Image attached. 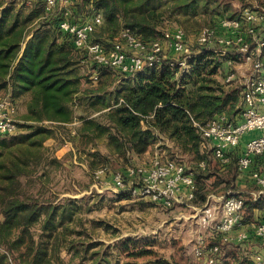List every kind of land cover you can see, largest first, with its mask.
<instances>
[{
  "label": "trees",
  "instance_id": "trees-1",
  "mask_svg": "<svg viewBox=\"0 0 264 264\" xmlns=\"http://www.w3.org/2000/svg\"><path fill=\"white\" fill-rule=\"evenodd\" d=\"M256 1L261 2L257 10H264V0ZM83 4L90 18L102 16L93 40L106 47L124 29L152 43L161 40L169 27L215 26L222 18L240 14L229 12L224 0H84ZM61 17L60 11L48 15L44 0H0V93L8 94L4 98L14 104L23 99L26 104L18 133L0 138V264H66L64 251L82 264H136L132 258L154 255L152 250H142L113 263L109 256L114 257L113 252L103 250L104 242H93L85 228L81 213L88 198L63 197L67 192L55 187L59 178L71 174L74 162L68 160L73 155L76 164L87 166L93 182L101 168L125 171L136 157L153 150L161 137L198 163L192 204L208 201L209 182L216 178L211 186L223 185L221 195L249 197H242L243 216L245 210L250 217L255 209L264 211V194L254 200L253 188L242 191L237 185L240 150L229 165H223L228 174L221 180L204 155L205 150L212 153L210 144L194 126V121L206 124L221 114L235 121L243 110L241 87L227 83V75L224 81L219 79L223 62H238L241 54L201 48L192 60V71L184 77L178 76L179 67L170 60L158 69L123 75L92 64L86 52L60 30ZM71 19L77 21L74 10ZM49 141L60 146L71 142L74 151L58 158L47 146ZM201 162H206L205 168ZM74 183L70 180L63 191L78 194L68 190ZM236 252L224 251L222 264H247ZM148 264L168 263L156 258Z\"/></svg>",
  "mask_w": 264,
  "mask_h": 264
},
{
  "label": "built area",
  "instance_id": "built-area-1",
  "mask_svg": "<svg viewBox=\"0 0 264 264\" xmlns=\"http://www.w3.org/2000/svg\"><path fill=\"white\" fill-rule=\"evenodd\" d=\"M77 1L44 0L46 13H62L60 30L71 37L77 49L86 52L92 64L99 67L112 68L130 76L146 69H158L170 60L172 66L179 67L178 74H186L201 48H216L223 54L238 53L242 55V61L252 62L251 71L240 79L234 71L226 78L227 83H239L242 89L243 113L240 120L233 121L226 114H221L206 124L194 121V126L210 144L213 156L224 166L229 165L232 156L242 149L239 152V170L247 173L257 186L258 191L253 198L258 200L264 194V10L250 6L256 0H244L250 5L242 9L238 17H225L217 25L203 28L197 36L196 47L182 28L166 30L161 40L152 43H145L129 29H124L114 44L106 47L93 40L94 32L103 23L100 14L78 22L71 19L69 8ZM92 78L97 80L98 75L94 74ZM17 117L16 105L8 98L0 97V137L18 133ZM253 132H260V135L249 137L245 142ZM200 167L205 168L206 162H201ZM94 176L97 184L111 178L119 194L146 199L166 209L185 200L191 201L195 196L196 171L160 153L146 164H134L123 172L113 173L109 168H101ZM244 204L242 197L234 195L224 200L222 217L212 227L221 243L209 245L204 239L200 240L193 248L197 258H203L206 264H222L224 244L233 241L244 243L255 237L264 245V217L250 231L243 216ZM208 217L210 222L214 221L211 213ZM253 264H264V253L255 254Z\"/></svg>",
  "mask_w": 264,
  "mask_h": 264
},
{
  "label": "rangeland",
  "instance_id": "rangeland-1",
  "mask_svg": "<svg viewBox=\"0 0 264 264\" xmlns=\"http://www.w3.org/2000/svg\"><path fill=\"white\" fill-rule=\"evenodd\" d=\"M83 1L84 0H78L74 6H70L71 8H69L71 13L74 10V15L77 21L87 20L91 17L89 16L90 10L89 8L84 7ZM224 1L229 4V12H232L235 16L240 13V7L242 5H245L246 7L250 5L244 0ZM258 3L261 4V2L256 1L255 4H251L250 6L257 7ZM208 26L209 25L206 24L195 28L191 26L188 27L189 30L181 26H175L166 28L165 30L184 28L190 43L196 47V40L199 32ZM171 57L174 58L176 56L171 55ZM189 68L191 72L193 68L192 61ZM251 69L252 62L246 61L245 59L232 64L224 61L220 68L219 79L224 81V76L228 75L229 72L232 71L236 72L240 79L243 75L250 72ZM186 74L180 73L178 76L184 77ZM238 84L239 83H236L233 87H239ZM4 96L9 95L0 93V97L4 98ZM15 102L18 110L17 118L19 122H21V116H23L26 112L25 99ZM242 113L243 110L238 116L235 115L236 117L234 120L238 121L241 118ZM0 138L1 140H7L12 137ZM246 140L247 137L245 138V142ZM176 145L177 144L170 140H161L157 144L158 148H156L153 152L136 157L133 160V164H146L156 153H160L168 159L177 160L185 164L187 167L198 171V163L195 160V157L193 155L184 154ZM47 146L52 147L55 150L56 156L63 159L70 153L69 149L73 146V144L71 142H66L64 145L60 146L54 141H49ZM207 147L209 148L208 144ZM100 149L102 152H106V148L102 142H100ZM66 150L68 151L66 152ZM208 151L205 150L206 154L204 153V155H206L205 157L208 158V161H210L212 170L217 171L221 180L222 178H227V168L224 167L223 164ZM240 151H242V149H240ZM75 160V155L69 158V162H74V165H70L69 167L71 174L67 177L59 178L61 181L55 188L58 192L63 194L64 192H67L63 195V197L70 196L80 199L86 196V198H88L84 203H82V205H84V210L81 214L85 220V228L93 235V242H104L106 247L103 250L107 249L108 252H113L114 257L109 254L113 263L115 258L120 259L121 262L127 260L126 256L128 253L140 252L142 250H152L154 251V255L146 256L140 259L132 258L131 262L136 264H148L150 262H154V260L158 258L163 259L168 264H206L203 258L199 259L195 256L193 248L197 246L198 242L202 239H204L209 245L221 243V239L214 233V229L212 227L215 222L222 217L224 200L227 197L236 194L221 195L224 189L223 185L215 187L211 186V183L215 182L216 178H212L209 182V190L212 194L209 196V201H207L204 205L197 206L192 204L191 201L185 200L182 203H177L170 209H166L146 199L121 196L112 184L111 178H105L102 184H97L94 176L92 182V176L87 171V166L83 163L76 164ZM112 163L114 167L117 166L116 161H112ZM236 165L239 172L238 163ZM110 169L113 173L114 169ZM240 174H246L247 176V173L239 172L238 175ZM70 180L75 181V183L73 187L69 186L68 190L74 189L80 191L76 195L69 193L70 191H63ZM86 186H89V188L85 189ZM251 188H253V194L258 191L256 185ZM242 197L245 200L249 199V197L245 195H242ZM210 200H212V202ZM88 208H90V211H86ZM210 213L212 219L214 218V221L211 222L209 221L211 218L209 219L208 217ZM244 217L250 228H252V225H257L261 220L260 217V219L257 218V220L254 219V216L250 217L248 210H245ZM253 240L254 241L249 243L250 249L255 248L257 252L264 251V245L255 239V237ZM246 244L247 242L241 243V246L237 242L233 241L228 244H224L222 248L225 252H227L232 249H242L244 246L245 248H248L246 247ZM246 252L247 256H245V259H251L250 253L252 252ZM62 257L66 261V264H82L79 258L72 260V256L66 251L63 252Z\"/></svg>",
  "mask_w": 264,
  "mask_h": 264
},
{
  "label": "crops",
  "instance_id": "crops-1",
  "mask_svg": "<svg viewBox=\"0 0 264 264\" xmlns=\"http://www.w3.org/2000/svg\"><path fill=\"white\" fill-rule=\"evenodd\" d=\"M240 120V119H239ZM238 120V121H239ZM75 124H73V125H71V127L72 126H74ZM258 135H260V132H253V133H251V134H249L248 136H247V139H249V137H252V136H258ZM161 140H168V139H166V138H164V137H161ZM160 140V141H161ZM159 141V142H160ZM66 147H67V145H66ZM156 148H158V146L156 145L154 148H153V150H151L150 152H153ZM68 150H66V152H67ZM71 151H74V147L72 146L70 149H69V152H71ZM160 151H161V149H160ZM237 185H238V187L239 188H241V190L242 191H248L252 186H254V183H253V181L251 180V178H250V176L247 174V176H246V174H244V175H238V177H237ZM209 201V200H208ZM211 202H212V200H210ZM263 218L264 217V211L263 210H259V209H255V211H254V219L255 220H257V218ZM259 218V219H260ZM256 225H252V228H250V227H248V229L250 230V231H252V229H254V227H255ZM252 241H254L253 240V238L251 237V239L247 242V244H246V247H248V248H245V246L241 249V248H237L238 250H236L237 252V255L240 257V258H243L244 260H246L245 259V256H247V252L246 251H248V252H252V253H250L251 254V259H247L246 261H247V264H253V256L255 255V254H257V253H260V252H262V253H264V251H258L257 252V250L255 249V248H252V249H250V242H252ZM238 244H240L241 245V243H238ZM242 246V245H241ZM248 249V250H247ZM260 249H262V248H260ZM246 250V251H245ZM253 251H254V253H253ZM256 251V252H255ZM226 254H227V252H226ZM226 260V259H225Z\"/></svg>",
  "mask_w": 264,
  "mask_h": 264
}]
</instances>
